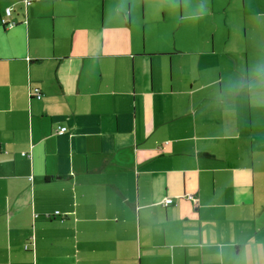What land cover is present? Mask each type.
Listing matches in <instances>:
<instances>
[{
	"label": "crops",
	"instance_id": "1",
	"mask_svg": "<svg viewBox=\"0 0 264 264\" xmlns=\"http://www.w3.org/2000/svg\"><path fill=\"white\" fill-rule=\"evenodd\" d=\"M255 2L0 0V264H264Z\"/></svg>",
	"mask_w": 264,
	"mask_h": 264
},
{
	"label": "rangeland",
	"instance_id": "2",
	"mask_svg": "<svg viewBox=\"0 0 264 264\" xmlns=\"http://www.w3.org/2000/svg\"><path fill=\"white\" fill-rule=\"evenodd\" d=\"M3 1H10V0H3ZM232 2V5L229 4ZM244 0H217V4L220 6V22L223 21L226 17V22H233L235 26L239 20L237 16V11L241 10V6ZM257 2L254 3V0H247V10H250V7H254ZM228 10V11H227ZM233 10V11H232ZM242 11V10H241Z\"/></svg>",
	"mask_w": 264,
	"mask_h": 264
},
{
	"label": "built area",
	"instance_id": "3",
	"mask_svg": "<svg viewBox=\"0 0 264 264\" xmlns=\"http://www.w3.org/2000/svg\"><path fill=\"white\" fill-rule=\"evenodd\" d=\"M11 16H12V12H11V10L8 9V10L6 11V16H5L4 20H3L4 25H6V26H7V25L14 26V23H10V22H9V21H10L9 19H10ZM38 98H40V96H38ZM65 130H66V129H62V130H61V133H64ZM187 198H188L189 200L193 201L195 204L198 203V202H197V199H196L195 196L188 195ZM162 204H163L164 207H169L170 205L173 204V199H166L165 201H163Z\"/></svg>",
	"mask_w": 264,
	"mask_h": 264
},
{
	"label": "trees",
	"instance_id": "4",
	"mask_svg": "<svg viewBox=\"0 0 264 264\" xmlns=\"http://www.w3.org/2000/svg\"><path fill=\"white\" fill-rule=\"evenodd\" d=\"M28 249H29V247H28Z\"/></svg>",
	"mask_w": 264,
	"mask_h": 264
}]
</instances>
